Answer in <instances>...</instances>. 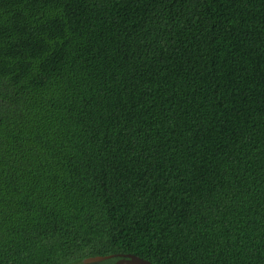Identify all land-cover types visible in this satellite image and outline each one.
Returning a JSON list of instances; mask_svg holds the SVG:
<instances>
[{"label":"trees","instance_id":"obj_1","mask_svg":"<svg viewBox=\"0 0 264 264\" xmlns=\"http://www.w3.org/2000/svg\"><path fill=\"white\" fill-rule=\"evenodd\" d=\"M111 254L264 264V0H0V264Z\"/></svg>","mask_w":264,"mask_h":264},{"label":"water","instance_id":"obj_2","mask_svg":"<svg viewBox=\"0 0 264 264\" xmlns=\"http://www.w3.org/2000/svg\"><path fill=\"white\" fill-rule=\"evenodd\" d=\"M112 258H118L115 262L116 264H152L148 260H145L133 254H118V255L111 254L105 256L97 255V256L85 258L82 261V264H94Z\"/></svg>","mask_w":264,"mask_h":264},{"label":"rangeland","instance_id":"obj_3","mask_svg":"<svg viewBox=\"0 0 264 264\" xmlns=\"http://www.w3.org/2000/svg\"><path fill=\"white\" fill-rule=\"evenodd\" d=\"M104 261H102V262H98V263H94V264H101V263H103ZM82 264V263H81Z\"/></svg>","mask_w":264,"mask_h":264}]
</instances>
